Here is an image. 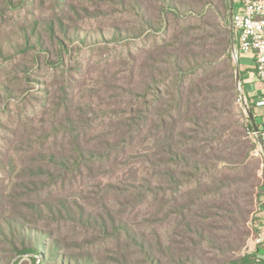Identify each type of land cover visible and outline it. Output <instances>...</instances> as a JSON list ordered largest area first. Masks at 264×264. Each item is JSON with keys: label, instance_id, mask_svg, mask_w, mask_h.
<instances>
[{"label": "rangeland", "instance_id": "374dc122", "mask_svg": "<svg viewBox=\"0 0 264 264\" xmlns=\"http://www.w3.org/2000/svg\"><path fill=\"white\" fill-rule=\"evenodd\" d=\"M228 21L229 0H0V223L48 231L61 260L252 257L264 143L237 62L247 98L264 85L227 57ZM8 230L0 264H34Z\"/></svg>", "mask_w": 264, "mask_h": 264}, {"label": "built area", "instance_id": "2783aa9c", "mask_svg": "<svg viewBox=\"0 0 264 264\" xmlns=\"http://www.w3.org/2000/svg\"><path fill=\"white\" fill-rule=\"evenodd\" d=\"M231 27L234 39L232 57L238 60L240 55L251 56L254 59L252 78L264 85V0H234ZM242 88L244 87L240 79L237 102L246 113H250L249 101ZM253 97L254 117L259 118V123L256 129L252 125L248 133L264 143V87L260 94H253ZM253 243L256 246L264 244V230L258 232Z\"/></svg>", "mask_w": 264, "mask_h": 264}, {"label": "trees", "instance_id": "16d2710c", "mask_svg": "<svg viewBox=\"0 0 264 264\" xmlns=\"http://www.w3.org/2000/svg\"><path fill=\"white\" fill-rule=\"evenodd\" d=\"M225 7L227 8L228 0H224ZM227 23V21H226ZM53 28V25H51ZM229 26V21H228ZM34 31L32 34L34 35ZM64 36H67L64 34ZM57 38V37H56ZM28 43L31 41L28 39ZM51 43H54V40L51 37ZM229 43V40H228ZM40 44V43H39ZM227 57L231 61V52L228 53ZM243 72H241L242 75ZM243 81V77L241 78ZM255 97V96H254ZM249 101V111L254 118V122L252 123L248 117L246 120L248 121L247 127L250 128L252 125H258L256 121V117H254L255 113V104L253 102V98H248ZM87 151L82 146H77L75 150V160L76 162H80L82 158L85 157ZM89 153V152H88ZM264 175V174H263ZM264 187V180L262 183ZM81 215L84 218L83 212L81 211ZM0 223V232H3L4 229L8 230V237L10 242L15 246L19 247V251L21 254H30L32 253V260L34 264L38 261V264H98L91 259L89 256H85L83 258H69L68 260H61L59 256H56L55 251H57V245L55 239H52V235L44 230L37 228H28L24 225H21V228L17 227L12 223L9 219L1 218ZM5 225V226H4ZM5 234V233H4ZM52 239V244H48V242H42L41 239ZM38 255H41L39 258ZM244 264H264V259L257 255V252H254L252 257H244L242 258V263ZM246 262V263H245Z\"/></svg>", "mask_w": 264, "mask_h": 264}, {"label": "water", "instance_id": "95a60500", "mask_svg": "<svg viewBox=\"0 0 264 264\" xmlns=\"http://www.w3.org/2000/svg\"><path fill=\"white\" fill-rule=\"evenodd\" d=\"M233 4H234V0H229V30H230V34H231V50H233V46H234L233 31H232V27H231V17H232V12H233ZM235 80H236V83H237V86H238L239 83H240L238 62H237V70H236ZM247 114H248L249 118L253 122V118H252L251 113L248 112ZM253 126H254L255 129L257 128L256 125H253ZM259 142L262 144V141H261L260 138H259Z\"/></svg>", "mask_w": 264, "mask_h": 264}, {"label": "crops", "instance_id": "0c3cea01", "mask_svg": "<svg viewBox=\"0 0 264 264\" xmlns=\"http://www.w3.org/2000/svg\"><path fill=\"white\" fill-rule=\"evenodd\" d=\"M261 204L262 207L259 212V220L261 222L262 230H264V187L262 189V195H261ZM257 255L264 259V244L256 247Z\"/></svg>", "mask_w": 264, "mask_h": 264}]
</instances>
